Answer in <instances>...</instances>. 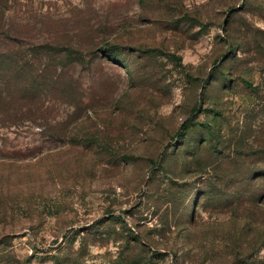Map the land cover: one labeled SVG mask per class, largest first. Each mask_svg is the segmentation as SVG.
Returning <instances> with one entry per match:
<instances>
[{
    "label": "rangeland",
    "instance_id": "obj_1",
    "mask_svg": "<svg viewBox=\"0 0 264 264\" xmlns=\"http://www.w3.org/2000/svg\"><path fill=\"white\" fill-rule=\"evenodd\" d=\"M0 54V264H264V0H7Z\"/></svg>",
    "mask_w": 264,
    "mask_h": 264
},
{
    "label": "trees",
    "instance_id": "obj_2",
    "mask_svg": "<svg viewBox=\"0 0 264 264\" xmlns=\"http://www.w3.org/2000/svg\"><path fill=\"white\" fill-rule=\"evenodd\" d=\"M4 1H7V0H0V3H3ZM108 57H110L111 59L113 60H116L117 59V56L115 54H112V53H107ZM7 61V56L6 55H3V54H0V65H4ZM190 126H192V123L190 121H187L183 126H182V130L184 131H187Z\"/></svg>",
    "mask_w": 264,
    "mask_h": 264
}]
</instances>
